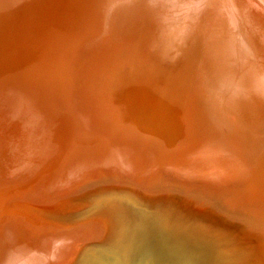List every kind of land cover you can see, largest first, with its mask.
Here are the masks:
<instances>
[{"label":"rangeland","instance_id":"1","mask_svg":"<svg viewBox=\"0 0 264 264\" xmlns=\"http://www.w3.org/2000/svg\"><path fill=\"white\" fill-rule=\"evenodd\" d=\"M111 1H114V0H79L78 1L77 10L74 12L69 32L66 36L62 37V41H63V43H65L64 48H63L64 53L60 52L58 54L60 57L57 55V58H56L57 63L55 62L56 64H59L60 67L62 65L63 66L65 65L63 67V71H66V68L68 70V73L70 70L72 71V73L70 71V75H68V76L71 77V81H72V83H74L75 86H72L73 84L69 81L68 76L65 78L63 75L60 76L59 71L58 72L56 71V73H53L52 75L46 74V76L44 78H42L38 81V85H40L38 87V89L39 88L40 89L38 90L37 93L34 94L33 92H30L29 90L20 89V93L22 94L23 97H25V94L29 96V97L26 96L25 98H28V100L26 99L27 103L31 102V104H32L31 109L35 105L37 110L35 109L34 112H33V110L31 111L32 113L30 115L31 116L30 119L28 116H26L25 120L24 119H17V118H16V120H19L17 122H19L20 125L22 123L23 127H29L28 125L30 124V125H33V127L36 126L35 128H40V126L44 125L43 129H46L47 138H49L50 141L52 140V138H56L58 136L62 137V135H61L62 132H66L67 130H68V133L70 131V135H69V139H70L72 132H75V130H72L74 125L71 123L72 122L71 121L72 120V114L74 115V109L76 108V101H77V94L75 95V93L80 88H82L80 86H82V84H83L82 90H84L87 93V95H85V93L82 94L80 91L78 93H80L82 96L85 95L86 97L89 98V102H88V105L86 107L87 110L84 111V113L86 114V117H85L86 123H85L84 127H82V129H81V127L79 129V127L75 126V127H77L78 130H77V132L73 133V135H75V140L77 139L78 142L83 141V144L80 146L82 149V153L85 151L86 148L89 149V147H90L89 146V140H91V142L94 143V145H95V144L101 143L103 141V139L109 138L112 140V142L115 145L114 146L115 151L118 154H120L121 158H122L123 155L125 156V152L127 151L125 146L122 147L124 145V142L125 143L127 142V144L129 142H130V144H132V143L134 144L137 141L140 143H144L143 145L145 146L144 147L145 149L149 147L151 150L150 151L149 149H147L148 152L146 155L149 158L147 160L148 162H145V164H147V165L144 164V166H143V164H142V165H138L137 167L129 168V166L132 165V161H129L126 156L125 157L123 156V158H125V162L126 163L128 162L127 163L128 166H127V164H125V162L123 160V163H124L123 171L125 172V174L121 173L122 178L120 177V180H123V182H124L121 185L125 186V190H123V189H120L121 187L119 185L115 184V183H117V181H114L115 180L114 177H117V174H118V173H116V170H114L112 172L114 174L109 172L114 165H112L111 168H108L106 163H104L102 161L101 157L98 160L95 159L97 162L95 160H92L91 165L90 164L88 166L85 165V172L81 174V172L84 169H79L78 166H75L76 164L80 163L81 160L80 159L77 160V158H78L77 157L73 161L69 162L70 157H73L75 155L74 153L76 151H78L77 148L75 146L72 147L71 153L68 156H65V154H67V151L65 149L66 138H62V141H60V142H58V144L54 145L55 147L51 143H48V140H46L47 148H46L45 152L42 153L40 156L38 154L37 155L34 154L33 150L36 149L35 151H37V150L40 151L39 150L40 148H39V146L35 147V145L33 143L32 144L33 154L31 151V153H29L30 155L27 154L24 157H23V155H21V156L17 157L18 165L16 164V162L14 164H12L14 171H16V170L18 171V170H21L22 168H25L22 172H20L21 176H19V172H17L18 176L14 175L13 173H11V176H9V174H10L9 169L10 168L7 167V162H9L8 153H10L12 143H14V139L12 136L13 133L8 132L9 129L7 127L0 126V180L2 181V182H0V234H1V232H2V234L5 233L3 235H0V237L2 236V238L0 239V243L1 244L3 242H4L3 244L6 243L5 245H3V247L0 244V246H1V248H0V260H1L0 264H23L25 262L24 260H27L30 262L31 261L30 259H33L32 261H36V262L39 261L38 264L39 263H41V264H48V263L49 264H56L57 256L59 255V254H57L55 256L51 255V253L49 251L38 249L37 247H36L37 250H33L32 249L33 247L30 246L31 244L32 245L34 244L32 242L33 239H30V237H26V236H28L27 233H28L29 228L31 229V231L33 229H35V224H32L30 222H27V223L23 222V224H20V223L18 224V222L15 221V219H14L15 218L13 216L14 214H17L20 217L28 215L31 218L40 221L38 223V225H44V224H47L49 226L55 225L57 228H61L60 229L61 231L59 229H57L56 227L50 229V231H49V235H50L49 238L50 239L48 238V241H47V242H50V243H47L48 249H50V248L53 249L54 247L56 249H58L59 248V242H60L59 240H61V239L63 240V236H65L64 239H66V240L68 237V240H67V242H69L68 246L73 245V243L75 244V242H76V244H79V245H81L80 243H82V245H85L84 250H83V248H81V246H80V248L76 247L79 250L78 254H76V255H79V259H78V257L74 258L75 261L73 262V264H79L80 260H81V264H135L136 262H139V259L145 260L146 259L145 255L149 256L146 259L147 261H149L147 264H153V263L156 264L157 262L163 264L165 257H168V258H166L167 260L165 259L166 262H164V264H175V261L177 259L180 260L178 255H180V256L182 255V257H184L183 258L184 260L180 261V262L178 260V261H176V264H191V263L192 264H264V208H263L264 203L261 204V202H257V200L254 202V200H255L254 198L257 199V195H254V194H258V193L264 194V192H263L264 190H262V188H259V187L264 186V177H263L264 176V163H263L264 159H263V161L260 160L261 155L264 158V155H263L264 154V146H263V144L262 143H260L261 145L259 143L258 144H249V145H248V143H247V145L246 144L245 145L240 144V146H242V148H243V146L244 147L247 146L246 148H243L244 150H242V152L245 151L244 153H241L242 157L240 159L238 158L241 162L240 161L237 162L236 159H233V160L227 159L228 160L227 162H229V163L227 164V162H226L225 165L221 167V169L219 168V170H216V171H218L217 173H216L215 169H218V167L215 169L213 168L214 170L211 169V166H209L210 164H208V162H207L208 161L207 158H205V156H203V155H205L204 154L205 152L203 153V151L201 152L199 149H196L198 146L195 147V149H183L182 151H179V148H178L177 150H172L170 152V150L168 151L166 149H163L161 145H156L158 142H162V140H166L165 137L168 136L167 137V139H168L171 135H180V133L182 131L185 132L183 134V136L184 135L185 136H189V135L193 136L196 133L195 136H197V134H198L199 137H200V134H202V137L203 136L204 137L205 136L206 137H213L212 133L210 132L212 130V128H211L212 124L210 127L208 121L206 123L203 110L200 111L199 108H196V109L193 108L194 110L189 112V115L190 114L191 115L187 116V118H186L187 121H186V119H184V123L188 122L189 125L182 123L181 120L179 119V115L181 117L183 116L182 110H183V100L185 98V93H182V92H185L184 91L185 88L182 85L183 83L181 84V79L184 80V76L187 78L186 82L189 85L192 82L191 85H193L194 88L197 87V89H198V87H199L198 91H199L201 100L198 101V105L201 106V103L203 101L204 104H206L205 110H207V112H209L208 109H210L211 113L209 112V114H211V116H213L215 114L214 118L215 117L216 118L214 120L217 121L218 124L221 122H229V125H230V123L232 124V127H233L232 131H234V129H236L235 131L237 133L242 134L246 137L248 136L247 138H249V139H251L253 136H255L252 139L255 140L257 138L256 141H260V140L264 141V138H263V136H264V112H262V111H264V108H263L264 107V105H263L264 104V79H262L261 77L257 78V79H256V77H253V73L249 71V70H251L250 64L245 63L248 61V59H246V57H245L246 51H244V49H242V48L241 49L239 48V42H237L238 46L235 48L236 43H235V41H233L234 39L240 40L242 38L241 36H243L244 33L240 32V33H238V36L236 35V37H234L233 35H229L227 37V39L225 38L224 45L222 46L223 49H221L220 43L218 42L219 46H217L216 48H218L219 50L221 49V54H220L221 57L220 56H219L220 58L217 57L218 54L213 53L214 45L211 44L212 39L208 40L209 35H210V33H208L209 32V30H208L209 25L208 24L214 18L213 13L215 12L216 9L214 10L213 8L216 5H220V1L219 0H206L203 4H201V6L199 8L201 11H196L195 20H197L198 25H196L195 27L193 25H190L188 28V27L183 26V24L182 25L179 24V21H181V18H184L183 14L185 15V17H187L185 19L190 20V18H191V14L189 13V10H186V12L184 10H182V13L177 14L179 16V18L176 17V20H174L175 17H172L173 19L169 18V21H168V19H166L167 21L165 19H163L162 21L158 22L156 24V26L151 27L150 31L147 33V35H145L146 38L144 37L145 42L140 41L139 44L138 43L135 44L137 42L136 40H129L128 39V40H125V42H123L122 44L113 45V46L108 45L107 46V44L102 40L103 35L101 33L103 31L105 32L106 29L102 30L100 33H97V34H94L93 36L88 37V38H91L92 40L86 38L83 42L75 44L77 39H78L76 34L81 33L86 28L87 24H89L90 22L93 23V21L95 22V20H97L99 18V16H104L107 13L109 15V12L111 10L109 9L110 10L109 12H107V10L111 5ZM118 1L119 0H115L113 2V4L115 6L116 5L121 6V5L127 4V2H130L131 0H120L119 2ZM261 1L264 5V0H259L258 2L260 3ZM214 2H216V3H214ZM118 3H120V4H118ZM166 3H167L168 7H171V6H174L176 4V1L175 0H173V1L168 0V2H166ZM215 8H218V7L216 6ZM230 11H231V8H230ZM200 12H201V14H200ZM180 15H182V16L180 17ZM107 18H109V17H107ZM105 21L108 22V20H106V16H105ZM46 23H49V22H46ZM44 25L46 27H48L47 26L48 24H44ZM45 26H42V28L40 29L41 31L39 30V33H38L39 34L38 35V41H39L38 45H40L41 47L49 45V42L51 41V35L53 34V33H50V31L48 29L46 30V28H44ZM40 32L42 34H45L46 37L44 35H42ZM95 32H97V31H95ZM104 32H103V34H104ZM30 33L31 32H29L27 34V41L25 42V44H27V42L30 39ZM212 33H213V31H212ZM53 35H55V33ZM181 38L182 39L185 38L183 40L184 41L183 42L184 47H186L188 39L191 40L190 45L188 46V48L185 49V51H183V50L177 51V48H178V45L180 44ZM52 41H53L52 42V44H53L54 40H52ZM69 43L70 44L72 43L69 46L70 48L68 47L64 51V49L67 47V45ZM52 44H51V46H49L52 48V52H50V55H49V60L51 59V54L53 52H55L53 50ZM162 46L166 50V52H169L173 55V57H172V55H169L168 59L166 58L167 56L165 57V61H167L165 64H162V62H161L162 60H159V62L157 63L155 60L152 61V58H151L153 53L156 54L155 59L158 58L159 55L162 54L161 53L162 50H159ZM77 47H79V48H77ZM237 48H239L238 52H237ZM222 50H224V51H222ZM148 51H149L148 58H146V56H142L145 53L147 54ZM136 52H138V54ZM67 53H68V56H66ZM62 54H63V56L61 58ZM211 54H213L215 57H213V55H211ZM208 56H209V58H208ZM181 57H183L184 59L187 60V61H185V64H187L186 68L190 67V66L196 67L197 63L202 64V62H204V64L208 68V71L211 72V74H212V71H214L213 73L215 76L213 75L214 76L213 79L208 78V82L210 81V83H213V84L216 83V84H214L215 87L213 86L212 92L209 93L208 91H206L204 89L205 83L202 80H204L205 76L200 75L201 73H199L197 71H194V73L191 75V74H189V72H190L189 69H187V70L184 69L185 67L183 65H185V64H183L181 61H177ZM211 57H213L212 61L210 60ZM62 59H63V61H62ZM201 60H202V62H201ZM219 60H221V61H219ZM60 62H62V63H60ZM64 62H65V64H64ZM172 62H174V64ZM127 63H129V65ZM135 63H137V65ZM169 63H171V64H169ZM220 63H221V65H220ZM130 64L132 66H130ZM144 64L149 66V67L147 68V71H143L140 73L141 70L138 69V66H140V65L145 66ZM180 64H182V65H180ZM201 66H203V64ZM68 67H70V68H68ZM172 67H174V70ZM212 67H214V68L212 69ZM121 68H122V70H121ZM170 68H171V71L173 74L170 73L171 72ZM219 68H221V69H219ZM188 70H189V72H188ZM202 70H204V69H202ZM98 73H100V74H98ZM101 73H103V74H101ZM174 73H175V75H174ZM185 73H188L189 75L185 74ZM216 73H218V74H216ZM104 74H106L107 76ZM71 75H73V77ZM100 76H101V78H100ZM104 76H105V79H104ZM174 76H176V77H174ZM192 76H193V78L191 79ZM220 76H221V78H220ZM79 77H80V81H79ZM58 78H59V80H58ZM82 78L84 81L81 80ZM108 78H109V80H108ZM112 79H114V80H112ZM215 79L218 80V82L217 81L213 82V81H215ZM193 80H195V81H193ZM211 80H212V82H211ZM252 80L254 81V83ZM114 81H116L117 83H115ZM53 82H54V84H53ZM101 82L105 83V84H103L104 86H102ZM106 82H107V84H106ZM141 83H142V85H144L145 88L144 87L141 88V86H140V89H138L139 88L138 85ZM197 83H198V85H197ZM4 85H7V80L4 77L3 78L0 77V88L5 87ZM55 85H57V86H55ZM105 85H107V86H105ZM115 85H117V86H115ZM216 85H217V87H216ZM254 85H255V87H254ZM101 86H102V88H101ZM181 86H183V87H181ZM188 86L186 85V87H188ZM97 87H99L100 89ZM103 87H105V89ZM44 88H46V89H44ZM214 88H215V90L216 89L218 90V91L217 90L215 91V92H217L216 93L217 95H218V93L219 94L221 93V95L222 94L223 95L219 96V97L216 95V97H214V95H215L214 94ZM218 88H221L222 90L218 89ZM93 89L94 90L98 89V91L97 90L93 91ZM52 90H54V91H52ZM61 90H62V93H61ZM104 90H106V91H104ZM139 90H143L142 93L140 94V97H142L144 102L149 101V104H151L150 107L148 108V110L145 111L151 115L150 119L147 118L148 121L144 118V116L146 115V113L144 111H143L144 113H142V116H140L137 113L142 109L140 106V101L138 99V94H137V91H139ZM254 90H255V92H254ZM46 91L47 92L50 91L51 94H50V92H48L49 94L46 93ZM55 91L58 92V93L56 92L57 95L54 93ZM224 91H225V94H224ZM227 91H228V93H227ZM63 93H64V95H62ZM71 93H73V94L69 95ZM109 93H112L111 96L114 97V99L110 96ZM42 94H43V96H42ZM45 94H46V96H44ZM105 94L107 96H105ZM212 94H214V95H212ZM49 95H51V96H49ZM251 95H253V96L251 97ZM224 96H226V97H224ZM53 97L55 98L56 101L54 100ZM58 97L59 98L63 97V99L61 98L63 101L61 100V102H60V99ZM223 97L225 99H223V101L220 100V98H223ZM256 97L258 98L259 102L261 101L260 104L258 103V100ZM47 98H48V101H47ZM181 98H182V100H181ZM40 99H41V101H40ZM229 99L232 101L231 102L232 104L231 103L228 104V102H230ZM261 99H263V100H261ZM44 100L51 105V108H49L50 105L48 103L47 104L49 105V107H48V105L47 106L45 105L46 102ZM179 100H181V101H179ZM215 101L216 102L218 101V102L216 103ZM63 102H64V104H62ZM66 102L69 104H67ZM247 102L250 104V106H248L249 104ZM233 103L234 104L238 103L239 105L238 106L236 105L234 107ZM41 104H43V108H42ZM54 104H57V105H54ZM65 104H67L69 107L67 105L65 106ZM216 104L217 105L219 104V105L216 107ZM225 104L228 106H226ZM241 104H243V105H241ZM253 105H254V108L257 105L256 110L252 108ZM258 105H259L260 109L262 108V111L257 108ZM53 106H54V108L56 106V109L58 110V108H59L58 111H60V110L61 111L58 112L56 109L53 108ZM142 106L144 107V105H142ZM232 106L234 109L231 108ZM239 106H241V108ZM6 107H5L6 109L5 108L4 109L11 112L10 105H7ZM67 108H70L71 110L67 109ZM144 108H146V107H144ZM222 108L224 109V111H222L223 110ZM236 108H239V110L240 109L245 110L248 115L240 117V115L236 112L237 111ZM234 110H235V112H234ZM253 110L255 112L257 110H259L260 112L257 111L256 113H254ZM44 111H45V113H44ZM55 111H57V112H55ZM63 111H64V113H63ZM65 111H66V113H65ZM176 111L178 112V114H176L177 113ZM229 111H231L230 114H229ZM248 111H249V113H248ZM174 112H176V113H174ZM232 112H234V113H232ZM58 113L59 114L61 113L60 116H62L64 114L65 118H63V116H62V118H63L62 120H65V121H63V123L61 121V117L58 116L59 115ZM196 113H197V115H196ZM212 113H214V114H212ZM40 114H42V115H40ZM234 114H236V115L234 116ZM249 114H253V115H249ZM38 115H39V117H38ZM65 115L68 116L69 118H67ZM158 115L159 116L163 115V116L158 118L157 117ZM225 115H227L229 117V119L227 118V120H225ZM247 116H250V117H247ZM10 117L12 119L14 118V116H11V115L9 116V118ZM188 117L190 119H188ZM237 117H239V119ZM243 117H245V119L247 121L244 120ZM253 117H255V119H253ZM11 118H10V120H11ZM183 118H184V116H183ZM58 119H60V120H58ZM13 120H15V118ZM67 120H68V122H67ZM174 120H176L177 123H174ZM193 120H195V121H193ZM230 120H231V122H230ZM242 120H244V121H242ZM248 120H250V121H248ZM58 121L60 122L59 124H57ZM139 121H142V124ZM158 121H161V126L158 127L159 132L157 131V128H155V125L159 124ZM252 121H254L255 123L253 122V124H252ZM39 122H41V123H39ZM64 122H66V123H64ZM145 122H147V123H145ZM193 122H195V123L192 126H190V124ZM27 123H29V124H27ZM143 123L146 124V126H147L145 128V132L141 129L142 125H144ZM151 123H153L152 124V125H154L153 127H152V125H150ZM19 124H17V127H20ZM60 124L64 125V128L66 130H64L63 126H61ZM254 124H257L255 128H254V126H255ZM38 125H39V127H38ZM175 125L178 127H180V125H181L183 127L178 128ZM194 125H196V126H194ZM261 125L263 126V129L261 128L262 127ZM257 126L258 127L261 126L260 128L263 131L260 128H258ZM251 127H253V129L255 131ZM62 128H63V131H62ZM153 128H155V129H153ZM186 128H187V130H186ZM197 128H198V130H197ZM256 128H258L259 130ZM179 129H182V130L179 131ZM184 129H185V131H184ZM189 129L193 130V133H194L193 135H192V131ZM250 129H252L253 132ZM22 130H24V129L22 128ZM194 130H196V131H194ZM198 131H199V133H198ZM256 131H258V133ZM259 131H260V133H259ZM157 132L159 135H157V138H156L155 136H156ZM133 133L135 134V136ZM48 134H50V135L48 136ZM145 134L147 135V137ZM154 134H155V136H154ZM259 134H261V135L259 136ZM136 135L138 136V138L136 137ZM251 135H253V136L251 137ZM25 136L27 137V135H25ZM43 137H44L43 133L41 134L40 131L37 130V134H36L37 139L36 140H39V138H43ZM148 137H150V138H148ZM233 137H235L234 134H233ZM153 140H155V141L153 142ZM26 141L31 142L30 139H28V138H26ZM141 141H143V142H141ZM70 142L72 144L71 139H70ZM28 144H30V143H28ZM28 144H27V146H28ZM146 145H148V146H146ZM238 145L239 144L236 143V147ZM260 146L263 147L262 150H261L262 147H260ZM37 147L39 149H37ZM258 148H259L258 151L260 152L261 155L259 154L258 151L256 152V150ZM120 149L124 150L125 152L120 151ZM247 149L250 151L248 152ZM190 150H193L191 152L192 154L190 153ZM252 150H253V152H251ZM254 151L256 153H254ZM195 152L197 153V155ZM230 152L232 153V150H230ZM246 152L251 155L250 158H254L255 160L259 159L260 161L256 160L257 162H254L255 161L254 159H252V160L247 159L249 161V163H248L246 158L249 157L250 155L248 156V154ZM183 153L186 155V157L191 156V155L196 156V157L200 156L199 159L203 162L206 159L207 161L205 160V162H204L206 167H207V168L205 167L206 171H203L202 172L203 174H202L201 172H198L200 170H198L196 172L194 171V173H193L192 171L189 172L185 169V172L190 173V174H188V176H187V174L185 172L183 173L182 171H184V170L181 169L182 167L179 164L181 158L183 156L185 157V155H183ZM186 153H190V154L187 155ZM198 153H200L199 156H198ZM244 154L247 156H245ZM253 154H255V155L257 154L256 155L257 158H255L254 157L255 155H253ZM258 154H259V156H258ZM34 155H35V157H33ZM110 155H111V153H110ZM232 155L235 156V154H232ZM243 155H244V157H243ZM20 157L24 158V159H21ZM184 157L182 158V160H184ZM118 158L122 162V159L120 157H118ZM20 159H21V161H20ZM152 159L155 162H152L151 161ZM166 159H167V161H166ZM261 159H262V157H261ZM64 160H66L65 163H63ZM112 160H115L114 156L111 157L110 161H112ZM149 160H150V163H149ZM182 160H181V162H182ZM53 161L54 162L57 161V163H55L53 165L52 164ZM243 162H246L245 164L248 163V166L244 165ZM238 163H239V165H237ZM258 163L259 164L262 163L260 165L261 167H259ZM168 164L172 165V167L170 165L168 166ZM240 165L242 168L240 167ZM152 166H154L153 169H152ZM254 166L257 168L255 169ZM166 167H167V169H166ZM225 167H227V169ZM239 167H240V169H239ZM252 167L256 171L252 172ZM150 168H151V170H150ZM171 168H173L172 172L170 171ZM177 168H178V170H176ZM250 168H251V170H250ZM259 168H261V169H259ZM128 169H131V170H128ZM140 169H144L143 172ZM163 169H164V171H163ZM208 169H209V171H208ZM246 169L249 171H244ZM146 170H148V171H146ZM240 170L242 172H244L243 181H239V179L236 178V176H239V174L237 175V173H238V171L241 172ZM132 171L135 173H132ZM137 171H140V174L137 173ZM165 171H166V173H163ZM167 171H169V172H167ZM214 172L216 174H214ZM231 172H232V174H231ZM245 172H247L246 174H248V173L249 174L245 175ZM68 173H69V175H68ZM105 173H106V175H105ZM115 173H116V175H115ZM143 173H145V175H143ZM148 173H151V174L149 175ZM154 173L156 174V177L153 176V175H155ZM171 173L172 174L175 173V174L172 175ZM211 173L213 175H211ZM185 174H186L187 178H189V177H193V178L187 179V178H185L186 177ZM199 174H200V176H199ZM254 174H255V177H254ZM258 174H260V175H258ZM134 175L136 176V178ZM249 175L251 177H249V180H248ZM180 176H184V178H181ZM194 176L200 182L195 180ZM207 176H208V179L206 178ZM152 177H154L155 179H153ZM244 177L247 181L244 179ZM148 178H150V179H148ZM211 178L213 181L211 180ZM6 179H10V180L4 181ZM146 179H148V181ZM191 179H192V181H191ZM204 179H206L207 181ZM182 180H184V182L186 180L187 181L184 183ZM208 180H209V182H208ZM255 180H256V182H255ZM216 181L217 182L219 181L218 184L222 183L221 184L222 187L218 186ZM251 181L255 182V183H252ZM228 182H229L230 187L228 186ZM238 182L239 183L243 182L245 185L243 183L238 184ZM260 183H262V184H260ZM74 184H75V187H73ZM79 184H80V186H78ZM232 184H235V186L233 185L234 187H232L233 189L231 188ZM214 185H217V187H215ZM251 185L254 187H252ZM255 185H257V186L260 185V186H258V188H256ZM160 186H161V188H159ZM249 186H251V188ZM227 187H229V188H227ZM74 188H77V189H75V191L72 192V190ZM221 188H223V189H221ZM242 188H244V189H242ZM248 188H250L251 190L249 189V191H247ZM253 188H256L254 190L255 193H253ZM62 189H64L66 193H64V190L61 191ZM119 190L125 191V192H123V191L121 192L124 195L128 194L130 192H133L136 195L141 196L143 199H145L146 201H149V202H151V199H152L153 203H156L157 205L160 206L159 210H156L153 208L150 209L151 213L149 214V216H147V217L151 218L150 219L151 223L149 224V229L154 234L153 236L155 237L157 242L160 241L161 239L165 240L163 237L166 236V233L164 235L163 232H165V226H166L165 223H167V222L171 223V226L173 227L171 235H174L175 237L171 236V239L168 240L167 242H165V244L161 243V245H160L159 243H157V245L154 246V249L152 251L149 250L147 253L144 251L143 254L140 253L139 256H136V258H134L133 260H131V261L128 260V258H126V254L124 253L122 247L117 245V243L115 242V239H116L115 235H116V233H118V229H120L119 233L123 237L122 241L126 243L132 239H135V237H137V233H136L134 225L133 226H126L123 223H120L119 227L115 228L111 224V220H112L113 216L116 217V220H115L116 225H117L118 221L123 220L122 215L120 213H117L118 209L126 207V209L129 210V208L125 204V201L123 200V198L120 197V193H119L120 191ZM211 190H213V191H211ZM228 191H231V192L233 191V193L229 192L230 194H228L227 193ZM251 191H252L253 195L249 194V193H251ZM260 191H262V192H260ZM69 192H70V194H69ZM61 193H64L67 195H64ZM73 193H75V194H73ZM242 193L244 196L249 195L248 197H246L247 199L244 198V196H240V194L242 195ZM111 194L114 196H112ZM227 194H228V196H227ZM237 194H239V195H237ZM108 195H110V196H108ZM171 195H172L173 199H171V197H170ZM173 195H174V197H173ZM231 195H232V198H231ZM233 195H235L236 199H235V197H233ZM161 196H163V197H161ZM157 197H158V199H156ZM250 197H254V198H250ZM161 199H163L164 201ZM166 199H168V200H166ZM174 199H176V200L174 201ZM241 199L242 200L246 199L247 201L245 202V200L242 201ZM158 200H159V202H158ZM2 201H4V202H2ZM112 203L116 207L113 208L112 207L113 205L112 206L110 205ZM257 203H260V205H262L263 207L259 206V204H257ZM185 204H187V206ZM185 207H187L186 210H185ZM197 208H202L204 210L202 211V213H199V211H197V210H200V209H197ZM164 209L168 210L167 214H166V212H164ZM183 210H185V212ZM121 211L123 212V210H121ZM258 211L261 212L262 215ZM1 212H2V214H1ZM55 212H56V214H55ZM162 213H164V214H163V220L161 222L160 220L162 219V216H161ZM254 214H255V216H254ZM102 215H104L106 218L109 219V224L107 227V231L102 233V231L100 230L101 232H97L101 235L100 237L98 234L96 235V233H94V231L93 232L90 231L89 234L86 236H82V235H79L78 237L76 235L73 236L74 234L69 229V228H72V227H70V225L73 226V224H75L74 227L77 229L79 228V232H81L80 231L81 226H82V228L86 227L90 221L96 220L97 217H100ZM69 216L71 217V219H68V218H70ZM65 217H66V219H65ZM256 217L259 219V221ZM154 218H156V219L154 220ZM219 218H221V220H227V222H230L229 223L230 225H227L228 227L224 226L225 224H223L221 231H220V228L218 227V225L216 226L217 219H219ZM1 220H3V221H1ZM10 220H12L13 222H11ZM85 223H87V224L85 225ZM94 224L95 223H92V225H94ZM174 225H176V226H174ZM8 226H10V227H8ZM65 227H67L68 229L67 228L65 229ZM177 227H179V228L176 229ZM18 228H19L20 232H19ZM162 228H163V230H162ZM202 228H204V229H202ZM235 228H236V230H235ZM3 229H4V231H2ZM14 229H15V231H14ZM63 229H65V230H63ZM181 229H184V230H181ZM222 229L225 232L222 233ZM226 229H229V230H226ZM57 230L59 231L60 235H59ZM75 230H73V232H75ZM175 230H176V232H175ZM188 230H190V231H188ZM8 231H9V233H8ZM229 231L231 232V234ZM232 231H234V232H232ZM14 232H15V234H14ZM208 232H210V233H208ZM38 233L43 234L42 231H38ZM77 233H78V231H77ZM213 233H215V235ZM18 234H19V236L17 237L16 235H18ZM120 234H118V236H120ZM46 235H47V233H44L42 238L46 237ZM66 235H67V237H66ZM3 236H4V238L5 237L6 238L9 237V238L3 239ZM52 236L53 237L55 236L54 238L56 240L55 239H54V241L51 240V239H53ZM178 236H182L185 239H182V237L179 238ZM255 236H256V238H255ZM11 237L12 238L15 237V238L12 239ZM57 238L59 240H57ZM92 238H93V240H92ZM234 238L240 239V241L237 239H234ZM15 239H16V241H15ZM77 239H79V240L77 241ZM176 239H178V240L180 239L179 242ZM8 240L11 243H9ZM13 240L15 241L14 243L12 242ZM81 240H83V241H81ZM173 240H175L176 242ZM183 240H184V242L189 240V243L191 242L193 245L191 247H195V248H193V250L192 249L190 250L189 248H191V247L188 245L189 244V243H187L188 241L186 242L187 243L186 245L183 243L186 247L182 246L181 243L183 242ZM252 240H253V242H252ZM35 241H36V239H35ZM70 241H71V243H70ZM170 241H171L172 245L169 244ZM202 241H204V242H202ZM12 243L14 244V246H12L13 245ZM7 244L9 245L7 247L8 249L6 248ZM49 244H52V245L50 246ZM201 244H203L202 247H200ZM240 244L243 246H241ZM250 244H251V247L249 246ZM178 245L180 248H178ZM213 245L216 247L218 246V247L212 248ZM33 246H37V245H33ZM165 246L167 249L165 248ZM170 246L171 247L177 246V248H171ZM187 246H189V247H187ZM236 247H237V249H235ZM112 248H113V250H112ZM187 248L189 251L187 250ZM249 248H251L252 250L251 249L247 250ZM13 249H15V251H14L15 253H13ZM102 249H104V250H102ZM105 249H106V251H105ZM114 249H116V250H114ZM177 249H179V250H177ZM182 249H183V252H182ZM3 250L5 251V253ZM9 250L12 252H10ZM169 250H171L172 253ZM246 250H247V252H246ZM37 251L39 254H37ZM108 251H110V252L108 253ZM166 251H169L171 254L169 252H166ZM173 251L175 252L174 254H177V253L178 254L176 256L175 255L173 256ZM180 251H181V253H180ZM43 252L46 254V257L41 258V256H42L41 254H43V256H45V254ZM81 252H82V254L80 255ZM165 252L167 254L172 255L173 257L170 255L166 256ZM185 253H187V254L185 255ZM1 254H2L3 258L1 256ZM14 254H15V256H14ZM35 254H36V256H35ZM47 254H49V255H47ZM116 254H117V256H116ZM154 254L155 255L158 254L157 255L158 258L155 257ZM160 254L164 255L165 257L163 258V256ZM183 254L185 256H183ZM39 255H41V256H39ZM143 255L145 256V258L142 257ZM47 256H49L50 258ZM152 256L154 257V259L152 258ZM4 257L6 258V260ZM9 257H11V258H9ZM14 257H15V259H13ZM160 257L163 258V260ZM182 257H181V260H182ZM187 257H190V260H189V258L187 260ZM251 257H252V259H249ZM118 258H120V261L122 259V261H121L122 263H120ZM148 258L151 261L153 260L152 261L153 263H151ZM159 258L161 259L162 262L159 261L160 260ZM146 260L143 262L140 261V263L145 264ZM154 260H156L157 262H155ZM32 261L30 262V264H35V262H32ZM188 261L189 262L192 261V262L189 263ZM250 261H252V262H250ZM177 262H179V263H177ZM136 264H139V263H136Z\"/></svg>","mask_w":264,"mask_h":264},{"label":"bare ground","instance_id":"2","mask_svg":"<svg viewBox=\"0 0 264 264\" xmlns=\"http://www.w3.org/2000/svg\"><path fill=\"white\" fill-rule=\"evenodd\" d=\"M78 1L79 0H0V77L1 78H5L6 80H7V85H4L5 87H1L0 88V126H5V127H7L8 129H9V131L8 132H10V133H13V139H14V143H12V147H11V149H10V153H8V158H9V162H7V167H9L10 169H9V172H10V174H9V176H11V173H13L14 175H16V176H18V173L17 172H19V176H21V174H20V172H22L25 168H22L21 170H16V171H14V168H13V166H12V164H14L15 162H16V164L18 165V161H17V157H19V156H21V155H23V157L25 156V155H27V154H29V153H31V151L33 150V146H32V144L34 143V145H35V147L36 146H39V148L37 147V149H39L40 151H35V150H33L34 151V154L35 155H41L42 153H44L45 152V150H46V148H47V146H46V140H48V143H51L53 146L55 145V144H58V142H60V141H62V138H66V145H65V149H66V151H67V154H65V156H68L70 153H71V150H72V147H76L77 148V150L78 151H76L74 154L76 155H74L73 157H70V161L69 162H71V161H73L75 158H77V160H81V162L80 163H78V164H76L75 166H78V168L79 169H84L82 172H81V174L82 173H84L85 172V165L86 166H88L89 164L91 165V161L92 160H98L100 157H101V159H102V161L104 162V163H106V165L108 166V168H111L112 167V165H114L113 167H112V169L109 171V172H113L114 170H116V173H118L117 174V177H114L115 178V180L114 181H117V183H115L116 185H119L121 188L120 189H123V190H125V186L124 185H121L122 183H124L123 182V180H120V177L122 178V174L124 173L125 174V172L123 171V165H124V163H123V160H124V162H125V158H123V156H122V158H121V155L120 154H118L116 151H115V149H114V143L112 142V140L111 139H109V138H107V139H103V141L101 142V143H99V144H95L94 145V143H92L91 142V140H89V149H85V151L82 153V149H81V145L83 144V141L81 142V141H79L78 142V140L76 139L75 140V135H73V133H75V132H77V127H79V129H80V127H81V129H82V127H84V125H85V117H86V114L84 113V111L85 110H87L86 109V107H87V105H88V102H89V98L88 97H86L85 95H87V93L84 91V90H82L83 89V84H82V86H80V87H82V88H80L78 91H76V93H75V95L77 94V101H76V108L74 109V115L72 114V124L74 125L73 126V128H72V130H75V132H72V135H71V140H72V144H71V142H70V139H69V135H70V131H69V133H68V130L66 131V132H62V137H60V136H58V137H56V138H52V140L50 141L49 140V138H47V131H46V129H43V126H40V128H35V127H33V125H30L29 123H27V124H29L28 126L29 127H23L22 126V123H21V125L19 124V122H17V121H19V120H16V118L17 119H24L25 120V117L26 116H28L29 117V119H30V115H31V111L33 110V112H34V110L36 109V106L34 105V107H32V109H31V102L30 103H27V100H28V98H25L26 96H28V95H26L25 94V97H23L22 96V94L20 93V89H23V90H29L30 92H33L34 94L35 93H37L38 92V90L40 89H38V87L40 86V85H38V81L40 80V79H42V78H44L45 76H46V74H53V73H56V71L58 72L59 71V75L60 76H64V78L65 77H67L68 75H70V71H69V73H68V70H67V68H66V71H63V67L65 66H61L60 67V65L59 64H56L57 63V60H56V58H57V55L60 53V52H63V48H64V44L65 43H63V41H62V37L63 36H66L67 34H68V32H69V29H70V25H71V22H72V19H73V15H74V12L77 10V3H78ZM115 1V0H114ZM114 1H111V5H110V7L108 8V10H107V12H109L110 10V12H109V15H108V13L107 14H105L104 16H99V18L97 19V20H95V22L93 21V23H89V24H87L86 25V28L81 32V33H78V34H76V36H77V41H76V43L75 44H77V43H81V42H83L86 38H88L89 36H93L94 34H97V33H100L102 30H105V32H104V34H103V32H101L102 33V35H103V38H102V40L107 44V46L109 45H118V44H122L123 42H125V40H136L137 42L135 43V44H139V42L140 41H144V39L146 38L145 37V35H147V33L150 31V28L151 27H153V26H156V24L158 23V22H160V21H162L163 19H168V21H169V18H171V19H173L172 17H175V19L174 20H176V17H178L179 18V16L177 15L178 13H182V10H184L185 12H186V10H189V13L191 14V18H190V20H188V19H185V18H187V17H185V15L183 14V17L184 18H181V21H179V24H183V26H185V27H188L189 28V26L190 25H193L194 27L196 26V25H198V23H197V20H195V15H196V11H201L199 8H200V6H201V4H203L206 0H175L176 1V4L174 5V6H171V7H168L167 6V3L166 2H168V0H131L130 2H127V4H124V5H119V6H115L114 4H113V2ZM120 1V0H119ZM118 1V2H119ZM173 1V0H172ZM220 1V5H216L218 8H213L214 10H215V12L213 13V15H214V18L211 20V22L208 24L209 25V32L208 33H210V35H209V39L208 40H210V39H212V42H211V44H213L214 45V47H213V53L214 54H218L217 55V57H219L220 56V54H221V49H223L222 48V46L224 45V42H225V38L227 39V37L229 36V35H233L234 37H236V35L238 36V33H244L243 34V36H241L242 38L239 40V39H234L233 41H235V43H236V46H235V48L238 46V43L237 42H239V48L241 49H244V51H246V59H248V61L247 62H245V63H248V64H250V69L251 70H249L250 72H252L253 73V77H256V79L257 78H262V79H264V5H263V3H262V1L259 3L258 1L259 0H219ZM218 1V2H219ZM123 2V1H122ZM117 3V2H116ZM207 3V2H206ZM214 3H216V2H214ZM118 4H120V3H118ZM122 4V3H121ZM114 5V6H113ZM229 5V6H228ZM184 6V7H183ZM214 6V5H213ZM222 6V7H221ZM220 7V8H219ZM230 8H231V11H230ZM110 9V10H109ZM101 10V9H100ZM210 12V11H209ZM200 14H201V12H200ZM105 16H106V20H108V22H106L105 21ZM182 15H180V17H181ZM198 16V15H197ZM203 16V15H202ZM107 17H109V18H107ZM213 17V16H212ZM203 20V19H202ZM102 21V22H101ZM105 21V22H104ZM167 21V20H166ZM172 21V20H171ZM46 22H49V23H46ZM44 24H48L47 26L49 27H46ZM42 26H45L44 28H46V30L48 29L49 31H50V33H55V35H51V41L49 42V45L48 46H44V47H41L40 45H38V43H39V41H38V33H39V30L42 28ZM107 26V27H106ZM206 26V25H205ZM98 29V30H97ZM207 30V31H208ZM41 31V30H40ZM45 31V30H44ZM95 31H97V32H95ZM212 31H213V33H212ZM29 32H31L30 33V39H29V41L27 42V44H25V42L27 41V34L29 33ZM46 32V31H45ZM41 33V32H40ZM44 33V32H43ZM42 34V33H41ZM180 34V33H179ZM214 34V35H213ZM42 35H44L45 36V34H42ZM101 35V36H102ZM170 36V35H169ZM46 37V36H45ZM145 37V38H144ZM161 37V36H160ZM40 38V37H39ZM44 38V37H43ZM53 38V39H52ZM94 38V37H93ZM177 38V37H176ZM202 38V37H201ZM45 39V38H44ZM88 39H91V38H88ZM185 39V38H184ZM184 39H182L181 38V40H180V44L178 45V48H177V51L178 50H183V51H185V49L186 48H188V46L190 45V43H191V40H189L188 39V42H187V44H186V47H184L183 46V40ZM231 39V38H230ZM52 40H54V43L52 44ZM92 40V39H91ZM153 40V39H152ZM215 40V41H214ZM41 41V40H40ZM43 41V40H42ZM90 41V40H89ZM88 41V42H89ZM171 41V40H170ZM202 41V40H201ZM145 42V41H144ZM214 42V43H213ZM218 42L220 43V46H221V49L219 50L218 48H216L217 46H219L218 45ZM207 43V42H206ZM228 43V42H227ZM29 44V45H28ZM51 44H52V47H53V50L55 51V52H53L52 54H51V59L49 60V55H50V52H52V48L51 47H49V46H51ZM72 44V43H71ZM70 43L67 45V47L64 49V51L71 45ZM241 44V45H240ZM82 45V44H81ZM79 46V45H78ZM111 46V47H112ZM229 46V45H228ZM110 47V48H111ZM70 48V47H69ZM77 48H79V47H77ZM76 48V49H77ZM205 48V47H204ZM220 48V47H219ZM225 48V47H224ZM239 48H237V52H238V50H239ZM84 49V48H83ZM211 49V48H210ZM227 49V48H226ZM159 50H162L161 51V55H159V57L158 58H156L155 59V53H153L152 54V61H156L157 63L159 62V60H162L161 62H162V64H165L167 61H165V57L168 59L169 58V55H172L171 53H169V52H166V50L163 48V46L159 49ZM212 50V49H211ZM79 51V50H78ZM174 51V50H173ZM222 51H224V50H222ZM82 52V51H81ZM85 52V51H84ZM64 53V52H63ZM137 54H138V52H136ZM148 53H149V51L147 52V54L145 53V54H143L142 56H146V58H148ZM77 54V53H76ZM176 54V53H175ZM84 55V54H83ZM86 55V54H85ZM158 55V54H157ZM203 55V54H202ZM201 55V56H202ZM211 55H213V54H211ZM59 56V55H58ZM62 56H63V54L61 55V58H62ZM65 56V55H64ZM66 56H68V53H67V55ZM60 57V56H59ZM58 57V58H59ZM83 57V56H82ZM172 57H173V55H172ZM213 57H215L214 55H213ZM213 57H211V61H212V58ZM221 57V56H220ZM219 57V58H220ZM240 57V56H239ZM66 58V57H65ZM64 58V59H65ZM78 58V57H77ZM186 58V57H185ZM208 58H209V56H208ZM67 59V58H66ZM74 59V58H73ZM204 59V58H203ZM215 59V58H214ZM217 59V58H216ZM59 60V59H58ZM78 60V59H77ZM62 61H63V59H62ZM133 61V60H132ZM137 61V60H136ZM135 61V62H136ZM177 61H181L183 64H185V61H187L186 59H184L183 57H181L180 59H178ZM204 61V60H203ZM219 61H221V60H219ZM245 61V60H244ZM56 62V63H55ZM71 62V61H70ZM69 62V63H70ZM78 62V61H77ZM201 62H202V60H201ZM214 62V61H213ZM212 62V63H213ZM60 63H62V62H60ZM131 63V62H130ZM173 64H174V62H172ZM219 63V62H218ZM64 64H65V62H64ZM81 64V63H80ZM128 65H129V63H127ZM133 64V63H132ZM136 65H137V63H135ZM146 64V63H145ZM144 64V65H145ZM169 64H171V63H169ZM203 64V66H201ZM202 64H196V67H194V66H190V67H187L186 68V66H187V64H185V65H183L185 68L184 69H189L190 70V72H189V70H188V72H189V74H193L194 73V71H197V72H199V73H201L200 75H202V76H205L204 77V80H202L204 83H205V86H204V89L206 90V91H208L209 93L210 92H212L213 91V86H214V84H216V83H210V81L208 82V78L210 79V78H212L213 79V77L215 76L214 75V71H212V74H211V72H209L208 71V68L206 67V65L204 64V62H202ZM211 64V63H210ZM215 64V63H214ZM73 65V64H72ZM79 65V64H78ZM161 65V64H160ZM180 65H182V64H180ZM216 65V64H215ZM218 65V64H217ZM220 65H221V63H220ZM219 65V66H220ZM68 66V65H67ZM130 66H132L131 64H130ZM173 66V65H172ZM213 66V65H212ZM252 66V67H251ZM10 67V68H9ZM71 67V66H70ZM70 67H68V68H70ZM149 66H147V65H145V66H142V65H140V66H138V69L139 70H141L140 71V73L141 72H143V71H147V68H148ZM167 67V66H166ZM170 67V66H169ZM211 67V66H210ZM127 68V67H126ZM125 68V69H126ZM173 68V70H174V67H172ZM176 68V67H175ZM214 67H212V69H213ZM218 68V67H217ZM108 69V68H107ZM179 69V68H178ZM202 69H204V70H202ZM216 69V68H215ZM214 69V70H215ZM219 69H221V68H219ZM117 70V69H116ZM121 70H122V68H121ZM185 70V71H186ZM210 70V69H209ZM217 70V69H216ZM125 71V70H124ZM170 71H171V68H170ZM219 71V70H218ZM187 72V71H186ZM216 72V71H215ZM71 73H72V71H71ZM74 73V72H73ZM79 73V72H78ZM77 73V74H78ZM170 73H172V71L170 72ZM97 74V73H96ZM98 74H100V73H98ZM101 74H103V73H101ZM173 74V73H172ZM185 74H188V73H185ZM188 74V75H189ZM216 74H218V73H216ZM89 75V74H88ZM104 75H106V74H104ZM115 75V74H114ZM174 75H175V73H174ZM177 75V74H176ZM214 75V76H213ZM42 76V77H41ZM72 77H73V75H71ZM76 76V75H75ZM107 76V75H106ZM109 76V75H108ZM78 77V76H77ZM115 77V76H114ZM174 77H176V76H174ZM189 77V76H188ZM218 77V76H217ZM63 78V77H62ZM86 78V77H85ZM100 78H101V76H100ZM119 78V77H118ZM193 78V76L191 77V79ZM220 78H221V76H220ZM54 79V78H53ZM68 79H69V81L72 83V81H71V77L70 76H68ZM76 79V78H75ZM88 79V78H87ZM104 79H105V76H104ZM103 79V80H104ZM163 79V78H162ZM176 79V78H175ZM186 77L184 76V80L183 79H181V84L184 86V88H185V92H182V93H185V98H184V100H183V110H182V114H183V116H184V118H183V116L181 117L180 115H179V119L181 120V122L182 123H184V119H186L187 118V116L189 115V112L190 111H192V110H194V109H196V108H199L200 109V111L201 110H203L204 111V117H205V120H206V123H207V121H208V123H209V126L211 127V124H212V130L210 131L211 133H212V136L213 137H202V134H200V137L198 136V134H197V136H195L196 135V133H195V135H193L194 133H193V130H191V129H189V130H191L192 131V135L193 136H183V134L185 133V132H181L180 133V135H171L168 139H167V137H165V139L166 140H162V142H158L156 145H161L162 146V148L163 149H166V150H170V152L172 151V150H177L178 148H179V151H182L183 149H195V147H197L196 149H199L201 152L203 151V153L205 154V155H203V156H205V158H207V162H208V164H210L209 166H211V169H215V168H217L218 167V169H215V171L216 170H219V168L221 169V167L222 166H224L225 165V163L228 161L227 159H231V160H233V159H236V161L238 162V161H240L239 159L242 157V155H241V153H244V152H242V150H244L243 148H246V147H244L243 146V148H242V146H240V144H243V145H247V143H248V145L249 144H260V143H262L263 144V146H264V141H256V139L254 140V139H252L253 137H255V136H253V135H251V139H249V138H247L246 136H244V135H242V134H239V133H237L235 130L236 129H234V131H232L233 130V127H232V124L230 123V125H229V122H221V123H217V121H215L214 119L216 118H214V116H215V114L214 113H212V114H214L213 116H211V114H209V112H210V109H208V111L209 112H207V110H205L206 108V104H204V102L202 101V103H201V106L200 105H198V101L199 100H201V98H200V94H199V87H198V89H197V87L196 88H194L193 87V85H191L192 84V82H191V86L186 82ZM255 79V78H254ZM253 79V80H254ZM58 80H59V78H58ZM62 80V79H61ZM81 80H83V78L81 79ZM108 80H109V78H108ZM112 80H114V79H112ZM116 80V79H115ZM190 80V79H189ZM198 80V79H197ZM252 80V81H253ZM79 81H80V77H79ZM84 81V80H83ZM105 81V80H104ZM193 81H195V80H193ZM218 82V80H216L215 79V81H213V82ZM59 82V81H58ZM62 82V81H61ZM60 82V83H61ZM100 82V81H99ZM115 83H117L116 81H114ZM180 82V81H179ZM197 82V81H196ZM211 82H212V80H211ZM43 83V82H42ZM57 83V82H56ZM79 83V82H78ZM220 83V82H219ZM253 83H254V81H253ZM53 84H54V82H53ZM52 84V85H53ZM73 85L72 86H75L74 85V83H72ZM76 84V83H75ZM86 84V83H85ZM101 84H102V86H104L103 84H105L104 82L102 83L101 82ZM106 84H107V82H106ZM111 84V83H110ZM173 84V83H172ZM196 84V83H195ZM81 85V84H80ZM186 85L188 86V87H186ZM197 85H198V83H197ZM219 85V84H218ZM252 85V84H251ZM55 86H57V85H55ZM85 86V85H84ZM88 86V85H87ZM95 86V85H94ZM102 86H101V88H102ZM105 86H107V85H105ZM115 86H117V85H115ZM119 86V85H118ZM139 86V88L138 89H140V86H141V88L142 87H144V85H142V83L141 84H139L138 85ZM174 86V85H173ZM183 86H181V87H183ZM230 86V85H229ZM52 87V86H51ZM50 87V88H51ZM66 87V86H65ZM172 87V86H171ZM215 87V86H214ZM216 87H217V85H216ZM220 87V86H219ZM254 87H255V85H254ZM55 88V87H54ZM97 88H99V87H97ZM104 89H105V87H103ZM109 88V87H108ZM145 88V87H144ZM173 88V87H172ZM183 88V89H184ZM252 88V87H251ZM44 89H46V88H44ZM58 89V88H57ZM78 89V88H77ZM100 89V88H99ZM218 89H221V88H218ZM224 89V88H223ZM256 89V88H255ZM51 90V89H50ZM56 90V89H55ZM59 90V89H58ZM82 90V91H81ZM91 90V89H90ZM95 90H97L98 91V89H95ZM94 89H93V91H95ZM102 90V89H101ZM100 90V91H101ZM201 90V89H200ZM217 90V89H216ZM215 90V88H214V94H212V95H214V97H216V93L217 92H215L216 91ZM222 90V89H221ZM228 90V89H227ZM52 91H54V90H52ZM81 92L82 94H84L85 93V95L84 96H82L80 93H78V92ZM84 91V92H83ZM104 91H106V90H104ZM142 91L143 90H139V91H137V94H138V99H139V101H140V106H141V110L139 111V112H137L140 116H142V113H144L146 110H148V108L150 107V105L151 104H149V101H146V102H144V100L142 99V97H140V94L142 93ZM218 91V90H217ZM226 91V90H225ZM225 91H224V94H225ZM257 91V90H256ZM48 92H50V91H48ZM47 91H46V93H48ZM56 92L57 91H55L54 93L56 94ZM254 92H255V90H254ZM41 93V92H40ZM53 93V94H54ZM58 93V92H57ZM61 93H62V90H61ZM227 93H228V91H227ZM49 94V93H48ZM50 94H51V92H50ZM73 93H71V94H69V95H72ZM93 94V93H92ZM110 94V96H111V94L112 93H109ZM37 95V94H36ZM41 95V94H40ZM57 95V94H56ZM60 95V94H59ZM62 95H64V93L62 94ZM61 95V96H62ZM223 95V94H222ZM221 95V93L219 94L218 93V97L219 96H222ZM42 96H43V94H42ZM44 96H46V94L44 95ZM49 96H51V95H49ZM54 96V95H53ZM95 96V95H94ZM105 96H107L106 94H105ZM109 96V97H110ZM123 96V95H122ZM183 96V95H182ZM181 96V97H182ZM253 95H251V97H252ZM258 96V95H257ZM29 97V96H28ZM112 97V96H111ZM224 97H226V96H224ZM220 98V100H222L223 101V99H225V98ZM259 97V96H258ZM40 98V97H39ZM54 98V97H53ZM59 98V97H58ZM62 99H63V97H61ZM61 98H59L60 99V102H61ZM113 99H114V97H112ZM213 98V97H212ZM211 98V99H212ZM228 98V97H227ZM239 98V97H238ZM257 98V97H256ZM27 99V100H26ZM30 99V98H29ZM231 99V98H230ZM229 99V100H230ZM50 100V99H49ZM54 100H55V98H54ZM109 100V99H108ZM107 100V101H108ZM112 100V99H111ZM110 100V101H111ZM181 100H182V98H181ZM181 100H179V101H181ZM214 100V99H213ZM228 100V99H227ZM226 100V101H227ZM232 100V99H231ZM230 100V102H228V104L229 103H231L232 101ZM257 100H258V98H257ZM261 100H263V99H261ZM40 101H41V99H40ZM45 101V100H44ZM47 101H48V98H47ZM56 101V100H55ZM63 101V100H62ZM65 101V100H64ZM67 101V100H66ZM225 101V102H226ZM249 101V100H248ZM38 102V101H37ZM46 102V101H45ZM50 102V101H49ZM58 102V101H57ZM177 102V101H176ZM216 102V101H215ZM218 102V101H217ZM216 102V103H217ZM234 102V101H233ZM44 103V102H43ZM48 102H46V106L49 104H47ZM59 103V102H58ZM67 103V102H66ZM72 103V102H71ZM120 103V102H119ZM179 103V102H178ZM224 103V102H223ZM227 103V102H226ZM235 103V102H234ZM233 103V104H234ZM248 103V102H247ZM258 103L260 104L261 103V101L259 102V100H258ZM62 104H64V102L62 103ZM67 104H69V103H67ZM67 104H65V106L67 105ZM232 104V103H231ZM249 104V103H248ZM7 105H10V108H11V112H9V111H7V110H5L7 107ZM42 105V108H43V104H41ZM40 105V106H41ZM50 105V104H49ZM49 105H48V107H49ZM54 105H57V104H54ZM142 105H144V107H146V108H144ZM179 105V104H178ZM219 105V104H218ZM217 104H216V107L218 106ZM226 105V104H225ZM238 106L239 104L237 103V104H234L233 106L235 107V106ZM241 105H243V104H241ZM264 105V104H263ZM64 106V105H63ZM64 106V107H65ZM68 106V105H67ZM221 106V105H220ZM224 106V105H223ZM222 106V107H223ZM226 106H228V105H226ZM233 106L231 107V108H233ZM248 106H250V104L248 105ZM257 106V105H256ZM256 106H255V108H254V105H253V109H255L256 110ZM262 106V105H261ZM260 106V107H261ZM6 107V108H5ZM62 107V106H61ZM69 107V106H68ZM180 107V106H179ZM208 107V106H207ZM240 108H241V106H239ZM5 108V109H4ZM9 108V107H8ZM41 108V109H42ZM49 108H51V105H50V107ZM53 108H54V106H53ZM58 108V107H57ZM118 108V107H117ZM194 108V109H193ZM210 108V107H209ZM225 108V107H224ZM228 108V107H227ZM226 108V109H227ZM230 108V109H231ZM258 109H260L259 108V105H258V107H257ZM264 108V107H263ZM46 109V108H45ZM54 109H56V106H55V108ZM67 109H70V108H67ZM66 109V110H67ZM73 109V108H72ZM114 109V108H113ZM177 109V108H176ZM223 109V108H222ZM234 109V108H233ZM237 109V113L240 115V117H242V116H246V115H248L247 114V112L245 111V110H239V108H236ZM248 109V108H247ZM246 109V110H247ZM9 110V109H8ZM37 110V109H36ZM43 110V109H42ZM57 110V109H56ZM58 110H59V108H58ZM57 110V111H58ZM71 110V109H70ZM117 110V109H116ZM198 110V109H197ZM251 110V109H250ZM249 110V111H250ZM261 111H262V108L260 109ZM47 111V110H46ZM57 111H55V112H57ZM61 111V110H60ZM60 111H58V112H60ZM144 111V112H143ZM178 111V110H177ZM176 111V112H177ZM222 111H224V109L222 110ZM249 111H248V113H249ZM254 111V110H253ZM258 112H260L259 110H257ZM256 111V112H257ZM9 112V113H8ZM54 112V113H55ZM107 112V111H106ZM176 112H174V113H176ZM199 112V111H198ZM230 112L231 111H229V114H230ZM234 112H235V110H234ZM234 112H232V113H234ZM245 112V113H244ZM255 111H254V113H256ZM262 112H264V111H262ZM39 113V112H38ZM44 113H45V111H44ZM48 113V112H47ZM62 113V112H61ZM60 113V114H61ZM63 113H64V111H63ZM65 113H66V111H65ZM69 113V112H68ZM146 113V115L144 116V118L148 121V119H150V117H151V115L149 114V113H147V112H145ZM211 113V112H210ZM216 113V112H215ZM225 113V112H224ZM59 114V113H58ZM57 114V115H58ZM60 114L58 115L59 117H61V121H62V123H63V121H65V120H62L63 118H65L64 117V114L62 115L63 116V118H62V116H60ZM176 114H178V112L176 113ZM226 114V113H225ZM14 116V118H15V120H13L11 117V120H10V118H9V116ZM40 115H42V114H40ZM56 115V116H57ZM191 115V114H190ZM189 115V116H190ZM195 115V114H194ZM196 115H197V113H196ZM236 114H234V116H235ZM249 115H253V114H249ZM263 115V114H262ZM66 116V115H65ZM116 116V115H115ZM161 116H163V115H161ZM161 116H157L158 118L159 117H161ZM202 116V115H201ZM255 116V115H254ZM258 116V115H257ZM38 117H39V115H38ZM41 117V116H40ZM43 117V116H42ZM58 117V118H59ZM67 118H69L68 116H66ZM174 117V116H173ZM203 117V118H204ZM213 117V118H212ZM247 117H250V116H247ZM252 117V116H251ZM34 118V117H33ZM36 118V117H35ZM148 118V119H147ZM195 118V117H194ZM193 118V119H194ZM227 118L229 119V117L227 116V115H225V120H227ZM238 119H239V117H237ZM244 118V120H246L245 119V117H243ZM28 119V118H27ZM37 119V118H36ZM57 119V118H56ZM117 119V118H116ZM188 119H190L189 117H188ZM192 119V118H191ZM241 119V118H240ZM252 119V118H251ZM253 119H255V117H253ZM252 119V120H253ZM38 120V119H37ZM58 120H60V119H58ZM122 120V119H121ZM196 120V119H195ZM195 120H193V121H195ZM244 120H242V121H244ZM257 120V119H256ZM16 121V122H15ZM39 121V120H38ZM186 121H187V119H186ZM185 121V122H186ZM235 121V120H234ZM240 121V120H239ZM247 121V120H246ZM248 121H250V120H248ZM33 122V121H32ZM37 122V121H36ZM67 122H68V120H67ZM70 122V121H69ZM139 122H141V124H142V121H139ZM179 122V121H178ZM190 122V121H189ZM192 122V121H191ZM230 122H231V120H230ZM237 122V121H236ZM253 122L254 121H252V124H253ZM39 123H41V122H39ZM44 123V122H43ZM60 122L58 121V123L57 124H59ZM61 123V124H62ZM64 123H66V122H64ZM145 123H147V122H145ZM158 123L159 124H157V125H155V128H157V131L159 130V126H161V121H158ZM174 123H177L176 122V120H174ZM181 123V124H182ZM195 122H193V123H191L190 124V126H192L193 124H194ZM198 123V122H197ZM250 123V122H249ZM255 123V122H254ZM17 124H19L20 125V127H17ZM24 124V123H23ZM60 124V125H61ZM119 124V123H118ZM144 124V123H143ZM153 123H151L150 125H152ZM184 124H188L189 125V123L188 122H186V123H184ZM183 124V125H184ZM241 124V123H240ZM243 124V123H242ZM260 124V123H259ZM262 124V123H261ZM25 125V124H24ZM36 125V124H35ZM121 125V124H120ZM178 125V124H177ZM198 125V124H197ZM203 125V124H202ZM251 125V124H250ZM255 125V126H254ZM253 126H254V128L256 127V125L257 124H254ZM263 125V124H262ZM261 125V126H262ZM27 126V125H26ZM59 126V125H58ZM61 126H63V128H64V125H61ZM75 126H77V127H75ZM154 125H152V127H153ZM176 126V125H175ZM189 126V127H190ZM194 126H196V125H194ZM201 126V125H200ZM260 126V127H261ZM38 127H39V125H38ZM147 126H146V124H144V125H142V130L145 132V128H146ZM176 127H178V126H176ZM181 127H183V126H181L180 125V127H178V128H181ZM185 127V126H184ZM258 127V126H257ZM260 127H258V128H260ZM22 128L24 129V130H22ZM61 128V127H60ZM63 128H62V131H63ZM155 128H153V129H155ZM171 128V127H170ZM192 128V127H191ZM249 128V127H248ZM252 129H253V127H251ZM258 128H256V129H258ZM262 129H263V126L261 127ZM260 128V129H261ZM149 129V128H148ZM183 129V128H182ZM182 129H179V131H181ZM196 129V128H195ZM247 129V128H246ZM252 129H250L251 131H252ZM261 129V130H262ZM37 130H39L40 131V133L42 134L43 133V135H44V137L43 138H39V140H36L37 138H36V134H37ZM64 130H66L65 128H64ZM171 130V129H170ZM186 130H187V128H186ZM197 130H198V128H197ZM254 130V129H253ZM259 130V129H258ZM87 131V130H86ZM178 131V132H179ZM184 131H185V129H184ZM194 131H196V130H194ZM255 131V130H254ZM263 131V130H262ZM261 131V132H262ZM159 132V131H158ZM158 132H157V134H156V136H155V134H154V136L157 138V135H159L158 134ZM170 132V131H169ZM188 132V131H187ZM246 132V131H245ZM250 132V131H249ZM253 132V131H252ZM257 133H258V131H256ZM28 133V134H27ZM156 133V132H155ZM189 133V132H188ZM198 133H199V131H198ZM259 133H260V131H259ZM134 134V133H133ZM191 134V133H190ZM233 134H234V136L235 137H233ZM244 134V133H243ZM25 135H27V137L25 136ZM50 134H48V136H49ZM141 135V134H140ZM143 135V134H142ZM146 135V134H145ZM182 135V136H181ZM188 135V134H187ZM248 135V134H247ZM258 135V134H257ZM261 134H259V136H260ZM29 136V137H28ZM96 136V135H95ZM134 136H135V134H134ZM144 136V135H143ZM210 136V135H209ZM136 137L138 138V136L136 135ZM146 137H147V135H146ZM145 137V138H146ZM154 137V138H155ZM163 137V136H162ZM26 138H28V139H30V141L31 142H27L26 141ZM148 138H150V137H148ZM160 138V137H159ZM263 138H264V136H263ZM262 138V139H263ZM58 139V140H57ZM134 140V139H133ZM140 140V139H139ZM138 140V141H139ZM156 140V139H155ZM155 140H153V142L155 141ZM39 141V142H38ZM149 141V140H148ZM141 142H143V141H141ZM26 143V144H25ZM28 143H30V144H28ZM236 143H238L239 145L236 147ZM27 144H28V146H27ZM133 144V143H132ZM132 144H130V142L127 144V142L125 143L124 142V145L122 146V147H124L125 146V148H126V152L124 151V150H121L120 149V151H122V152H125V156L127 157V159L129 160V161H132V165L131 166H129V168H133V167H137L138 165H142L143 164V166H144V164H145V162H148L147 160L149 159L148 158V156L146 155L147 154V149H149L150 150V148L148 147V148H144L145 146L143 145L144 143H140V142H137L136 141V143H134L133 145ZM261 145V144H260ZM146 146H148V145H146ZM251 146V145H250ZM254 146V145H253ZM55 147V146H54ZM257 147V146H256ZM260 147H262V146H260ZM259 147V148H260ZM253 148V147H252ZM259 148L256 150V152L259 150ZM263 149V147L261 148V150ZM198 150V151H199ZM230 150H232V153L230 152ZM33 151H32V154H33ZM151 151V150H150ZM156 151V150H155ZM193 150H190V153L192 152ZM197 151V152H198ZM247 151L249 152L250 150H248L247 149ZM163 152V151H162ZM251 152H253V150L251 151ZM250 152V153H251ZM255 151H254V153H256ZM259 152V151H258ZM110 153H111V155H110ZM113 153V154H112ZM185 153V152H184ZM183 153V155H185ZM190 153H186L187 155H189ZM196 153V152H195ZM202 153V154H203ZM231 153V154H230ZM247 153V152H246ZM262 153V152H261ZM161 154V153H160ZM178 154V153H177ZM182 154V153H181ZM192 154V153H191ZM232 154H235V156L234 155H232ZM248 154V153H247ZM259 154H260V152H259ZM259 154H258V156H259ZM263 154V153H262ZM30 155V154H29ZM35 155L33 156V157H35ZM166 155V154H165ZM164 155V156H165ZM196 155H197V153H196ZM200 155V153H198V156ZM245 155V154H244ZM244 155H243V157H244ZM250 154H248V156H249ZM253 155H255V154H253ZM257 155V154H256ZM254 156L255 158H257V156ZM261 155V154H260ZM264 155V154H263ZM112 156H114V159L115 160H112V161H110L111 160V157ZM124 156V157H125ZM155 156V155H154ZM245 156H247V155H245ZM30 157V156H29ZM118 157H120L121 159H122V162H121V160L118 158ZM153 157V156H152ZM151 157V158H152ZM182 157V156H181ZM184 157V156H183ZM182 157V158H183ZM200 157V156H199ZM199 157H196V156H193V155H191V156H188V157H186V155H185V157H184V160H182V158H181V160H182V162H181V160H180V166L182 167L181 169L182 170H184V171H182L183 173L185 172V169L187 170V171H192L193 173H194V171L196 172V171H198V170H200V171H198V172H203V171H206V169H205V167H206V165H205V160H204V162L203 161H201L200 159H199ZM251 157V155L249 156V157H245L246 158V160L248 159H250V160H252V159H254V158H250ZM253 157V156H252ZM261 157H262V159H261ZM261 157H260V160L261 161H263V156L261 155ZM7 158V159H8ZM21 158V157H20ZM150 158V159H151ZM154 158V157H153ZM204 158V157H203ZM239 158V159H238ZM244 158V159H245ZM259 158V157H258ZM21 159H24V158H21ZM21 159H20V161H21ZM156 159V158H155ZM162 159V158H161ZM178 159V158H177ZM95 160V161H96ZM247 160V161H248ZM255 160V159H254ZM256 160H259V159H256ZM254 161V162H257V161ZM259 160V161H260ZM65 161L66 160H64L63 161V163H65ZM86 161V162H85ZM152 162H155L153 159L151 160ZM157 161V160H156ZM164 161V160H163ZM166 161H167V159H166ZM230 161V160H229ZM235 161V160H234ZM235 161V162H236ZM244 161V160H243ZM13 162V163H12ZM97 162V161H96ZM179 162V161H178ZM241 162V161H240ZM21 163V162H20ZM19 163V164H20ZM55 163H57V161H53V165L55 164ZM100 163V162H99ZM128 163V162H127ZM126 162H125V164H127ZM149 163H150V160H149ZM164 163V162H163ZM162 163V164H163ZM167 163V162H166ZM229 162H227V164H228ZM246 162H243V164L244 165H247L248 166V163H249V161H248V163L247 164H245ZM251 163V162H250ZM264 163V162H263ZM131 164V163H130ZM156 164V163H155ZM171 164V163H170ZM170 164H168V166L170 165ZM173 164V163H172ZM236 164V163H235ZM242 164V163H241ZM262 164V163H261ZM261 164H259L258 163V165H259V167H261L260 165ZM145 165H147V164H145ZM152 165V164H151ZM157 165V164H156ZM237 165H239V163L237 164ZM253 165V164H252ZM251 165V166H252ZM74 166V167H75ZM127 166H128V164H127ZM142 166V167H143ZM165 166V165H164ZM171 167H172V165H170ZM175 166V165H174ZM243 166V165H242ZM250 166V167H251ZM15 167V166H14ZM126 167V166H125ZM150 167V166H149ZM153 167L154 166H152V169H153ZM177 167V166H176ZM238 167V166H237ZM240 167H241V165H240ZM240 167H239V169H240ZM128 168V167H127ZM145 168V167H144ZM162 168V167H161ZM184 168V169H183ZM207 168V167H206ZM226 169H227V167H225ZM242 168V167H241ZM254 168L256 169L257 167H255L254 166ZM135 169V168H134ZM166 169H167V167H166ZM172 169L173 168H171V172H172ZM213 169V170H214ZM223 169V168H222ZM229 169V168H228ZM233 169V168H232ZM259 169H261V168H259ZM258 169V170H259ZM128 170H131V169H128ZM139 170V169H138ZM140 170H142V172H143V170L144 169H140ZM150 170H151V168H150ZM155 170V169H154ZM153 170V171H154ZM176 170H178V168L176 169ZM250 170H251V168H250ZM263 170V169H262ZM136 171V170H135ZM146 171H148V170H146ZM163 171H164V169H163ZM208 171H209V169H208ZM241 171V170H240ZM244 171H249V170H244ZM253 171H256V170H254L253 169V167H252V172ZM152 172V171H151ZM167 172H169V171H167ZM218 171H216V173H217ZM229 172V171H228ZM262 172V171H261ZM110 173V174H111ZM116 173H115V175H116ZM120 173V174H119ZM122 173V174H121ZM132 173H135V172H133L132 171ZM137 173H139L140 174V171H137ZM163 173H166V171L165 172H163ZM176 173V172H175ZM174 173V174H175ZM180 173V172H179ZM186 173V172H185ZM215 172H214V174H216ZM247 172H245V175H248V174H246ZM255 173V172H254ZM259 173V172H258ZM5 174V173H4ZM71 174V173H70ZM112 174H114V173H112ZM138 174V175H139ZM142 174V173H141ZM149 175L151 174V173H148ZM155 174V173H154ZM160 174V173H159ZM172 174V173H171ZM174 174H172V175H174ZM187 174V176H188V174H190V173H186ZM186 174H185V176H186ZM203 174V173H202ZM220 174V173H219ZM226 174V173H225ZM231 174H232V172H231ZM239 174V176H236V178L237 179H239V181H243V175H244V172H239L238 171V173H237V175ZM251 174V173H250ZM253 174V173H252ZM263 174V173H262ZM261 174V175H262ZM68 175H69V173H68ZM67 175V176H68ZM105 175H106V173H105ZM130 175V174H129ZM143 175H145V173H143ZM211 175H213L212 173H211ZM210 175V176H211ZM227 175V174H226ZM234 175V174H233ZM258 175H260V174H258ZM15 176V177H16ZM135 176V175H134ZM153 176H155L156 177V174L155 175H153ZM187 176L185 177V178H187ZM199 176H200V174H199ZM209 176V177H210ZM228 176V175H227ZM226 176V177H227ZM70 177V176H69ZM130 177V176H129ZM133 177V176H132ZM179 177V176H178ZM181 178H184V176H180ZM205 177V176H204ZM220 177V176H219ZM225 177V178H226ZM249 177H251L250 175L248 176V180H249ZM254 177H255V174H254ZM258 177V176H257ZM256 177V178H257ZM260 177V176H259ZM264 177V176H263ZM135 178H136V176H135ZM146 178V177H145ZM151 178V177H150ZM150 178H148V179H150ZM153 179H155L154 177H152ZM190 178H193V177H189V178H187V179H190ZM194 178H195V180H197L198 181V179L194 176ZM202 178V177H201ZM207 179H208V176L206 177ZM213 178V177H212ZM212 178H211V180H212ZM29 179V178H28ZM139 179V178H138ZM148 179H146L147 181H148ZM172 179V178H171ZM177 179V178H176ZM200 179V178H199ZM210 179V178H209ZM215 179V178H214ZM235 179V178H234ZM244 179H245V177H244ZM255 179V178H254ZM259 179V178H258ZM8 180H10V179H6V180H4V181H8ZM134 180V179H133ZM161 180V179H160ZM203 180V179H202ZM204 180H206V179H204ZM216 180V179H215ZM228 180V179H227ZM246 180V179H245ZM18 181V180H17ZM16 181V182H17ZM183 182H184V180H182ZM181 181V182H182ZM187 181V180H186ZM185 181V182H186ZM189 181V180H188ZM191 181H192V179H191ZM207 181V180H206ZM213 181V180H212ZM247 181V180H246ZM0 182H2L1 180H0ZM184 182V183H185ZM198 182H200V181H198ZM202 182V181H201ZM208 182H209V180H208ZM207 182V183H208ZM217 182V181H216ZM215 182V183H216ZM219 182V181H218ZM218 182H217V185L218 186H221V184L222 183H219L218 184ZM227 182V181H226ZM245 182V181H244ZM252 182V181H251ZM255 182H256V180H255ZM255 182H252V183H255ZM203 183V182H202ZM206 183V182H205ZM243 183V182H242ZM242 183H239L238 182V184H242ZM248 183V182H247ZM3 184V183H2ZM12 184V183H11ZM210 184V183H209ZM208 184V185H209ZM214 184V183H213ZM225 184V183H224ZM223 184V185H224ZM244 184V183H243ZM257 184V183H256ZM260 184H262V183H260ZM4 185V184H3ZM8 185V184H7ZM10 185V184H9ZM217 185H214L215 187H217ZM226 185V184H225ZM224 185V186H225ZM235 186V184H232L231 185V188L232 187H234ZM245 185V184H244ZM247 185V184H246ZM249 185V184H248ZM78 186H80V184L78 185ZM148 186V185H147ZM158 186V185H157ZM205 186V185H204ZM228 186H229V182H228ZM238 186V185H237ZM252 186V185H251ZM251 186H249L250 188H251ZM256 186V188H258V186H260V185H255ZM263 186V185H262ZM73 187H75V184H74V186ZM207 187V186H206ZM211 187V186H210ZM222 187V186H221ZM230 187V186H229ZM229 187H227V188H229ZM252 187H254V186H252ZM264 187V186H263ZM263 187H259V188H262V190H264V188ZM11 188V187H10ZM159 188H161V186L159 187ZM205 188V187H204ZM250 188H248L247 189V191H249V189ZM256 188H253V193H255L254 192V190L256 189ZM75 189H77V188H74L73 190H72V192L73 191H75ZM209 189V188H208ZM221 189H223V188H221ZM226 189V188H225ZM233 189V188H232ZM242 189H244V188H242ZM60 190V189H59ZM58 190V191H59ZM64 189H62L61 191H63ZM79 190V189H78ZM123 190H119L120 192V197L121 198H123V200L125 201V204L128 206V208H129V210H127L126 209V207H123V208H121V209H118V211H117V213H120L121 215H122V218H123V220L122 221H118L117 222V225H116V223H115V220H116V217L115 216H113L112 217V220H111V224L116 228H118L119 227V224L120 223H123L124 225H126V226H133L134 225V227H135V230H136V233H137V237H135V239H132V240H130V241H128V242H123L122 241V239H123V237L121 236V234L119 233V231H120V229H118V233H116V235H115V242L117 243V245H119V246H121L122 247V249H123V251H124V253L126 254V258H128V260H133L134 258H136V256H139V254L141 253V254H143L144 253V251L147 253L149 250H153L154 249V246H156L157 245V243H159L160 245H161V243L162 244H165V242H167L168 240H170L171 239V236H174V235H171V233H172V226H171V223L170 222H167V223H165V232H163L164 233V235H165V233H166V236H164L163 238L165 239V240H160V241H156V239H155V237L153 236L154 234L150 231V229H149V224L151 223V218L150 217H147V216H149V214L151 213L150 212V209H156V210H159L160 209V206L159 205H157L156 203H153V201H152V199H151V202H149V201H146L145 199H143L141 196H139V195H136L135 193H133V192H130V193H128V194H123V193H121ZM158 190V189H157ZM228 190V189H227ZM226 190V191H227ZM251 190V189H250ZM261 190V189H260ZM211 191H213V190H211ZM244 191V190H243ZM259 191V190H258ZM71 192V191H70ZM70 192H69V194H70ZM117 192V191H116ZM123 192H125V191H123ZM229 192H231V191H228L227 193L228 194H230ZM260 192H262V191H260ZM264 192V191H263ZM64 193H66L65 192V190H64ZM64 193H61V194H64ZM231 193H233V191L231 192ZM244 193V192H243ZM243 193H242V195L240 194V196H244L243 195ZM249 193V192H248ZM73 194H75V193H73ZM228 194H227V196H228ZM249 194H252V191H251V193H249ZM64 195H67V194H64ZM80 195V194H79ZM169 195V194H168ZM237 195H239V194H237ZM247 195V194H246ZM253 195V194H252ZM254 195H257V199L256 198H254V197H250V198H254L255 200H254V202L257 200V202H261V204L262 203H264V194H254ZM230 196V195H229ZM249 196V195H248ZM248 196H244V198H246V197H248ZM251 196V195H250ZM79 197V196H78ZM161 197H163V196H161ZM169 197V196H168ZM171 197V199H173L172 198V195L170 196ZM169 197V198H170ZM173 197H174V195H173ZM176 197V196H175ZM233 197H235V195H233ZM3 198V197H2ZM100 198V197H99ZM148 198V197H147ZM160 198V197H159ZM168 198V199H169ZM231 198H232V195H231ZM241 198V197H240ZM97 199V198H96ZM102 199V198H101ZM155 199V198H154ZM156 199H158V197L156 198ZM168 199H166V200H168ZM218 199V198H217ZM216 199V200H217ZM235 199H236V197H235ZM238 199V198H237ZM247 199V198H246ZM246 199H244L245 200V202L247 201ZM249 199V198H248ZM5 200V199H4ZM161 200H163V199H161ZM176 199H174V201H175ZM232 200V199H231ZM242 200V199H241ZM244 200H242V201H244ZM164 201V200H163ZM170 201V200H169ZM168 201V202H169ZM235 201V200H234ZM239 201V200H238ZM250 201V200H249ZM248 201V202H249ZM2 202H4V201H2ZM157 202V201H156ZM158 202H159V200H158ZM167 202V203H168ZM161 203V202H160ZM145 204V205H144ZM235 204V203H234ZM247 204V203H246ZM257 204H259V206H262V205H260V203H257ZM111 206L113 205V203L112 204H110ZM186 206H187V204H185ZM233 205V204H232ZM237 205V204H236ZM248 205V204H247ZM246 205V206H247ZM244 206V205H243ZM113 208L114 207H116L115 205H113L112 206ZM263 207V206H262ZM186 208L187 207H185V210H186ZM264 208V207H263ZM197 209H200V210H197V211H199V213H202V211L204 210V209H202V208H197ZM206 209V208H205ZM117 210V209H116ZM121 210H123V212L121 211ZM185 210H183L184 212H185ZM207 210V209H206ZM252 210V209H251ZM136 212V213H135ZM159 212V211H158ZM164 212H166V214H167V212H168V210H165L164 209ZM259 212V211H258ZM157 213V212H156ZM248 213V212H247ZM250 213V212H249ZM256 213V212H255ZM259 213H261V212H259ZM1 214H2V212H1ZM55 214H56V212H55ZM58 214V213H57ZM251 214V213H250ZM261 215H262V213H261ZM15 218V221H17L18 222V224L20 223V224H23V222L24 223H27V222H30V223H32V224H35V229H33L32 231H31V229L29 228L28 229V233H27V235L28 236H26V237H30V239H33L32 240V242L34 243L33 245H37V246H33L32 244L30 245L31 247H33L32 249L33 250H37V248L38 249H42V250H46V251H49L50 253H51V255H57V254H59L58 256H57V261H56V264H73V262L75 261V259L74 258H76V257H78V259H79V255H76V254H78V252H79V250H78V248H80V246H81V248H83V250H84V246L85 245H82V243H80L81 245H79V244H76V242H75V244L73 243V245H71V246H68V243L69 242H67V240H68V237H67V235H66V237H67V240L66 239H64V237L65 236H63V240L61 241V240H59L58 238H57V240H59L60 242H59V250L58 249H56L55 247L53 248V249H51L50 247V249H48V245H47V243H50V242H47L48 241V238L50 237V235H49V231H50V229H52V228H54V227H56L55 225H52V226H49V225H47V224H44V225H38V223L40 222V221H38V220H36V219H33V218H31L30 216H28V215H26V216H23V217H20V216H18L17 214H14L13 215ZM67 216V215H66ZM188 216V215H187ZM254 216H255V214H254ZM2 217V216H1ZM11 217V216H10ZM30 217V218H29ZM70 217V216H69ZM80 217V216H79ZM152 217V216H151ZM185 217V216H184ZM263 217V216H262ZM68 218V217H67ZM73 218V217H72ZM77 218V217H76ZM75 218V219H76ZM111 218V217H110ZM186 218V217H185ZM188 218V217H187ZM218 218V217H217ZM226 218V217H225ZM257 218V217H256ZM3 219V218H2ZM7 219V218H6ZM65 219H66V217H65ZM68 219H71V217L70 218H68ZM156 218H154V220H155ZM258 219V218H257ZM178 220V219H177ZM1 221H3V220H1ZM11 222H13L12 220H10ZM34 221V222H33ZM258 221H259V219H258ZM165 222V221H164ZM92 223H95L94 225H92ZM230 222H227V220H221V218H219V219H217V224H216V226L218 225V227L220 228V231H221V228H222V225L223 224H225L224 226H227V225H230L229 224ZM15 224V223H14ZM80 224V223H79ZM87 223H85V225H86ZM108 224H109V219L108 218H106L104 215H102V216H100V217H97L96 218V220H93V221H90L89 222V224L86 226V227H83L82 228V226L80 227V231L81 232H79V228L77 229V228H75L74 227V225L75 224H73V226L72 225H70V227H72V228H69L71 231H72V233L74 234L73 236H79V235H82V236H86V235H88L89 234V232L91 231V232H93L94 231V233H96V235L98 234L99 235V237L101 236L99 233H97V232H101L102 231V233L103 232H105V231H107V227H108ZM186 224V223H185ZM30 225V224H29ZM177 225V224H176ZM176 225H174V226H176ZM183 225V224H182ZM209 225V224H208ZM11 226V225H10ZM10 226H8V227H10ZM84 226V225H83ZM178 226V225H177ZM181 226V225H180ZM215 226V225H214ZM19 227V226H18ZM22 227V226H21ZM78 227V226H77ZM182 227V226H181ZM228 227V226H227ZM57 228V227H56ZM67 227H65V229H66ZM76 230H75V229ZM112 228V227H111ZM179 227H177L176 229H178ZM186 228V227H185ZM207 228V227H206ZM217 228V227H216ZM5 229V228H4ZM4 229L2 230V231H4ZM57 229H61V228H57ZM65 229H63V230H65ZM68 229V228H67ZM202 229H204V228H202ZM213 229V228H212ZM18 230H19V228H18ZM17 230V231H18ZM73 230H75V232H73ZM101 230V231H100ZM117 230V229H116ZM162 230H163V228H162ZM181 230H184V229H181ZM215 230V229H214ZM226 230H229V229H226ZM232 230V229H231ZM235 230H236V228H235ZM234 230V231H235ZM14 231H15V229H14ZM24 231V230H23ZM38 231H42V233L44 234V233H47V235H46V237H44V238H42L43 237V234H41V233H38ZM58 231V230H57ZM61 231V230H60ZM68 231V230H67ZM70 231V232H71ZM77 231H78V233H77ZM188 231H190V230H188ZM216 231V230H215ZM234 231H232V232H234ZM6 232V231H5ZM19 232H20V230H19ZM64 232V231H63ZM175 232H176V230H175ZM174 232V233H175ZM183 232V231H182ZM211 232V231H210ZM210 232H208V233H210ZM214 232V231H213ZM218 232V231H217ZM223 232H225V231H223V229H222V233ZM230 232V231H229ZM228 232V233H229ZM8 233H9V231H8ZM13 233V232H12ZM11 233V234H12ZM58 233H59V231H58ZM107 233V232H106ZM3 234H5V233H3ZM2 234V232H1V234L0 235H3ZM14 234H15V232H14ZM118 234H120V236H118ZM182 234V233H181ZM214 235H215V233H213ZM230 234H231V232H230ZM234 234V233H233ZM13 235V234H12ZM58 235V234H57ZM56 235V236H57ZM59 235H60V233H59ZM58 235V236H59ZM70 235V234H69ZM8 236V235H7ZM10 236V235H9ZM17 237L19 236V234L18 235H16ZM21 236V235H20ZM71 236V235H70ZM90 236V235H89ZM183 236V235H182ZM182 236H178L179 238L180 237H182ZM53 237V236H52ZM55 237V236H54ZM53 237V239H51V240H53L54 241V238ZM61 237V236H60ZM88 237V236H87ZM86 237V238H87ZM175 237V236H174ZM219 237V236H218ZM2 238V236L0 237V239ZM6 238V237H5ZM4 238V236H3V239H5ZM9 238V237H8ZM8 238H6V239H8ZM12 238V237H11ZM13 238H15V237H13ZM12 238V239H13ZM71 238V237H70ZM73 238V237H72ZM254 238V237H253ZM255 238H256V236H255ZM35 239H36V241H35ZM50 239V238H49ZM99 239V238H98ZM182 239H185L184 237H182ZM190 239V238H189ZM234 239H237V238H234ZM56 240V239H55ZM79 239H77V241H78ZM88 240V239H87ZM92 240H93V238H92ZM176 240H178V239H176ZM180 240V239H179ZM179 240H178V242H179ZM237 240H239L240 241V239H237ZM236 240V241H237ZM3 241V240H2ZM5 241V240H4ZM7 241V240H6ZM9 241V240H8ZM15 241H16V239H15ZM14 240L12 241L13 243L15 242ZM72 241V240H71ZM71 241H70V243H71ZM81 241H83V240H81ZM80 241V242H81ZM105 241V240H104ZM173 241H175V240H173ZM182 241V240H181ZM188 241V242H187ZM187 241H185L184 242V240H183V242L181 243L182 244V246H184V247H186L185 245L187 244V243H189V240H187ZM210 241V240H209ZM88 242V241H87ZM92 242V241H91ZM176 242V241H175ZM187 242V243H186ZM202 242H204V241H202ZM215 242V241H214ZM238 242V241H237ZM252 242H253V240H252ZM4 243V242H3ZM1 244V246L3 247V245H5V244ZM9 243H11L10 241H9ZM12 243V244H13ZM20 243V242H19ZM185 245H184V244ZM239 243V242H238ZM250 243V242H249ZM11 244V245H12ZM26 244V243H25ZM169 244L170 245H172V243H171V241L169 242ZM50 246L52 245V244H49ZM55 245V244H54ZM53 245V246H54ZM58 245V244H57ZM145 245V246H144ZM174 245V244H173ZM190 247L191 246H193L192 245V243L190 242L189 244H188ZM202 245L203 244H201V246L200 247H202ZM241 245V244H240ZM245 245V244H244ZM253 245V244H252ZM1 246H0V248H1ZM9 245L7 244V246H6V248L8 247ZM12 246H14V244L12 245ZM18 246V245H17ZM90 246V245H89ZM168 246V245H167ZM181 246V247H182ZM189 246H187V247H189ZM198 246V245H197ZM196 246V247H197ZM237 246V245H236ZM241 246H243V245H241ZM250 247H251V244L249 245ZM30 247V248H31ZM37 247V248H36ZM76 247H78V248H76ZM87 247V246H86ZM171 247V246H170ZM218 247V246H217ZM216 246H214L213 245V247L212 248H217ZM76 248V249H75ZM109 248V247H108ZM115 248V247H114ZM117 248V247H116ZM165 248H166V246H165ZM171 248H177V246L175 247V246H172ZM178 248H180L179 247V245H178ZM193 248H195V247H191V248H189L190 250L192 249L193 250ZM232 248V247H231ZM5 249V248H4ZM8 249V248H7ZM6 249V250H7ZM48 249V250H47ZM56 249V250H55ZM91 249V248H90ZM167 249V248H166ZM170 249V248H169ZM199 249V248H198ZM197 249V250H198ZM221 249V248H220ZM235 249H237V247L235 248ZM251 248H249V249H247V250H250ZM11 250V249H10ZM9 250V251H10ZM55 250V251H54ZM86 250V249H85ZM102 250H104V249H102ZM111 250V249H110ZM112 250H113V248H112ZM114 250H116V249H114ZM161 250V249H160ZM177 250H179V249H177ZM181 250V249H180ZM187 250H188V248H187ZM247 250H246V252H247ZM252 250V249H251ZM2 251V250H1ZM4 251V250H3ZM15 251V249H13V253H15L14 252ZM23 251V250H22ZM105 251H106V249H105ZM162 251V250H161ZM171 253H172V251L171 250H169ZM169 251H166V252H169ZM189 251V250H188ZM10 252H12V251H10ZM9 252V253H10ZM40 252V251H39ZM83 252V251H82ZM82 252L80 253V255L82 254ZM110 251H108V253H109ZM113 252V251H112ZM116 252V251H115ZM165 252V254H166V256L167 255H170V254H167ZM182 252H183V249H182ZM235 252V251H234ZM245 252V251H244ZM4 253H5V251H4ZM7 253V252H6ZM25 253V252H24ZM44 253V252H43ZM114 253V252H113ZM154 253V252H153ZM175 252L173 251V256L175 255H177V254H174ZM180 253H181V251H180ZM179 253V254H180ZM237 253V252H236ZM249 253V252H248ZM247 253V254H248ZM3 254V253H2ZM2 254H1V256H2ZM21 254V253H20ZM37 254H39L38 253V251H37ZM45 254V253H44ZM85 254V253H84ZM187 253H185V255H186ZM13 255V254H12ZM42 255V256H41ZM41 255H39V256H41V258L42 257H46V254H45V256H43V254H41ZM47 255H49V254H47ZM155 255V254H154ZM158 255V254H157ZM157 255H155V257H157L158 258V256ZM160 255H162V254H160ZM184 254H183V256H185ZM11 256V255H10ZM14 256H15V254H14ZM34 256V255H33ZM35 256H36V254H35ZM116 256H117V254H116ZM146 256V259H147V257H149L148 255H145ZM145 256L143 255L142 257L143 258H145ZM163 256V258L165 257L164 255H162ZM170 256H172V255H170ZM172 256V257H173ZM12 257V256H11ZM11 257H9V258H11ZM47 257H49V256H47ZM178 257L180 258V260L179 259H177L176 261H178L179 260V262L180 261H183L184 259V257H182V255L180 256V255H178ZM181 257H182V260H181ZM225 257V256H224ZM2 258H3V256H2ZM5 258V257H4ZM32 258V257H31ZM37 258V257H36ZM35 258V259H36ZM50 258V257H49ZM152 258L154 259V257L152 256ZM161 258V257H160ZM159 258V259H160ZM163 258H161L162 260H163ZM166 258H168V257H165V259ZM170 258V257H169ZM188 258H189V260H190V257H187V260H188ZM220 258V257H219ZM8 259V258H7ZM13 259H15V257L13 258ZM30 259V258H29ZM38 259V258H37ZM44 259V258H43ZM55 259V258H54ZM53 259V260H54ZM74 259V260H73ZM119 260H120V258H118ZM145 259V260H146ZM149 259V258H148ZM156 259V258H155ZM158 259V260H159ZM161 259L159 260V261H161ZM164 259V262H166V260ZM249 259H252V257L251 258H249ZM248 259V260H249ZM5 260H6V258H5ZM12 260V259H11ZM31 261L33 260V259H30ZM145 260H142V262L143 261H145ZM150 260V259H149ZM224 260V259H223ZM1 261V260H0ZM25 262L23 263V264H30V262L29 261H27V260H24ZM38 261V260H37ZM42 261V260H41ZM51 261V260H50ZM121 261H122V259H121ZM126 261V260H125ZM153 261V260H152ZM151 260H150V262L151 263H153ZM155 262H157L156 260H154ZM176 261H175V264H176ZM32 262H35V264H38V262H36V261H32ZM54 262V261H53ZM124 262V261H123ZM149 261H147L146 260V262H145V264H147ZM162 262V261H161ZM164 262H163V264H164ZM179 262H177V263H179ZM189 262V261H188ZM192 262V261H191ZM191 262H189V263H191ZM232 262V261H231ZM250 262H252V261H250ZM185 263V262H184ZM39 264H41V263H39ZM49 264V263H48ZM139 264H142V263H139ZM144 264V263H143ZM154 264V263H153ZM156 264H161V263H159V262H157ZM192 264V263H191Z\"/></svg>","mask_w":264,"mask_h":264},{"label":"water","instance_id":"3","mask_svg":"<svg viewBox=\"0 0 264 264\" xmlns=\"http://www.w3.org/2000/svg\"><path fill=\"white\" fill-rule=\"evenodd\" d=\"M111 195H112V194H111ZM108 196H110V195H108ZM112 196H114V195H112ZM163 214H164V213L161 214V216H162V219L160 220L161 222H162V220H163ZM161 222H160V223H161ZM157 224H158V223H157ZM119 261H120V260H119ZM135 261H136V260H135ZM140 261L142 262V260L139 259V262H136V263H140ZM120 263H122V262L120 261ZM136 263H135V264H136ZM79 264H81V260H80V263H79Z\"/></svg>","mask_w":264,"mask_h":264}]
</instances>
